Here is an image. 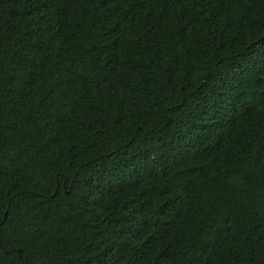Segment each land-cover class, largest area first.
Returning a JSON list of instances; mask_svg holds the SVG:
<instances>
[{
    "label": "trees",
    "instance_id": "trees-1",
    "mask_svg": "<svg viewBox=\"0 0 264 264\" xmlns=\"http://www.w3.org/2000/svg\"><path fill=\"white\" fill-rule=\"evenodd\" d=\"M0 264H264V0H0Z\"/></svg>",
    "mask_w": 264,
    "mask_h": 264
}]
</instances>
